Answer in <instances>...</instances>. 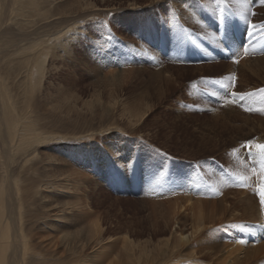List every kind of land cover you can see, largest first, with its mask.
<instances>
[{
    "label": "rangeland",
    "instance_id": "rangeland-1",
    "mask_svg": "<svg viewBox=\"0 0 264 264\" xmlns=\"http://www.w3.org/2000/svg\"><path fill=\"white\" fill-rule=\"evenodd\" d=\"M261 25L264 0H0L4 264H207L264 220Z\"/></svg>",
    "mask_w": 264,
    "mask_h": 264
},
{
    "label": "bare ground",
    "instance_id": "bare-ground-1",
    "mask_svg": "<svg viewBox=\"0 0 264 264\" xmlns=\"http://www.w3.org/2000/svg\"><path fill=\"white\" fill-rule=\"evenodd\" d=\"M58 40L59 39H52V43L55 45L58 42ZM9 127L13 128V126L11 124H9ZM37 140H40V139L37 138V137H33L31 139L29 138L26 141H29V143H32V142H35ZM190 199L191 198H189V200ZM220 201L221 200L216 199L215 201L213 200V202L211 201V203H207V202L198 203V205L203 208V213H201V211L198 210V214L197 215L193 214V216L195 217V219L193 220V224H192L193 229L201 230V232H203L204 227H205L204 225H205V223L207 221L212 220V224H213L215 217L217 215H219L221 213V211L229 212L227 207H224L221 210ZM182 202H183V200H182ZM236 204H237V200L235 199V200L230 202V206L229 207L234 206ZM209 205L211 207H213V211L212 210H208L207 211V206H209ZM183 207H184V209H188L189 208V207H186V205H184ZM190 211H192V208L190 209ZM248 224H250V223H245V224H243L241 226L237 225L238 227L237 226H232V225L229 226L231 229H235L232 232L233 235H232V242L230 243V249L229 250L215 251V252L213 251L212 254L214 255V259L211 262L207 263V264H264V243L260 244V245L258 244L259 240L264 238V220L257 222V224H256V226H254V228L253 227L249 228ZM226 231H228V230H226ZM180 236H182V234H180ZM25 238H27V237L25 236ZM193 239L194 240L198 239V236H195ZM180 240L182 241V238ZM21 241H22L21 245H22V250H23L22 257H24L28 253V244L26 242V239L24 240V236L23 235H21ZM240 241H241V243H240ZM182 243H184V242H182ZM254 243L258 244V248L257 249L256 248L253 249L252 252L253 253L254 252H260V256H261L260 259L255 260V261H250V262H244L242 260L246 256L245 252L241 251L240 255L234 254V252H235V250L237 249L238 246L252 245ZM8 246H9L8 229H7V227H5V229L1 232V237H0V264H4L3 255H4V252H5V250L7 249ZM177 247H178V245L174 244V248H177ZM211 248L214 250V246L213 245H211ZM169 251H170V253H169ZM169 251L166 252V254L167 253H169V254L168 255L165 254V256H163L159 261H157L156 264H166V263L174 262V261H176V260H178L180 258V256H177L175 254L171 255L172 250H169ZM209 255H211V253H204V256H202L200 258L202 260L198 259L199 262L203 261V259H207L208 260ZM139 258H140V255H139L138 259H137L138 262L140 260ZM194 258H195L194 256L193 257L191 256V259H194ZM194 261H195V259H194Z\"/></svg>",
    "mask_w": 264,
    "mask_h": 264
},
{
    "label": "snow or ice",
    "instance_id": "snow-or-ice-1",
    "mask_svg": "<svg viewBox=\"0 0 264 264\" xmlns=\"http://www.w3.org/2000/svg\"><path fill=\"white\" fill-rule=\"evenodd\" d=\"M253 28H255V25H252ZM261 31H264V25L260 26ZM255 33H249V35H254ZM232 81L235 80V77H231L230 78ZM215 83H221L220 81H215ZM223 87L225 89H227L229 87L228 84H223ZM232 95H236V93H232ZM241 99H243V97H241ZM251 110V109H248ZM261 111H264V108L261 109ZM247 147L249 148H256L258 150H260L262 157H264V144H259V143H253L252 141H248ZM260 174H261V179L262 181H264V163L261 164V168H260ZM244 179V178H241ZM259 194H260V201L261 204L264 205V183H261L260 189H259Z\"/></svg>",
    "mask_w": 264,
    "mask_h": 264
}]
</instances>
